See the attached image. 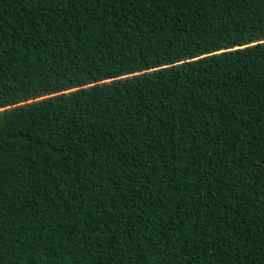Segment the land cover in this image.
Segmentation results:
<instances>
[{
    "label": "trees",
    "instance_id": "1",
    "mask_svg": "<svg viewBox=\"0 0 264 264\" xmlns=\"http://www.w3.org/2000/svg\"><path fill=\"white\" fill-rule=\"evenodd\" d=\"M264 0H0V264H264Z\"/></svg>",
    "mask_w": 264,
    "mask_h": 264
},
{
    "label": "snow or ice",
    "instance_id": "2",
    "mask_svg": "<svg viewBox=\"0 0 264 264\" xmlns=\"http://www.w3.org/2000/svg\"><path fill=\"white\" fill-rule=\"evenodd\" d=\"M262 43H264V41H262Z\"/></svg>",
    "mask_w": 264,
    "mask_h": 264
}]
</instances>
